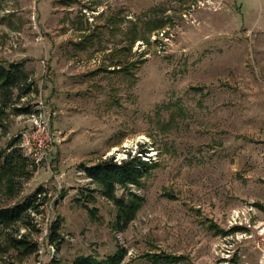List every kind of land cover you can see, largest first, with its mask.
<instances>
[{
    "label": "rangeland",
    "instance_id": "374dc122",
    "mask_svg": "<svg viewBox=\"0 0 264 264\" xmlns=\"http://www.w3.org/2000/svg\"><path fill=\"white\" fill-rule=\"evenodd\" d=\"M0 62H24L34 84L5 110L0 150L19 140L29 158L35 122L52 135L19 195L0 187V207L47 191L38 231H20L38 251L0 264H72L119 247L120 264L167 254L184 257L172 264H264L254 206L264 205V0H0ZM137 156L158 166L141 187L117 188L143 203L116 230L117 207L84 169Z\"/></svg>",
    "mask_w": 264,
    "mask_h": 264
},
{
    "label": "trees",
    "instance_id": "16d2710c",
    "mask_svg": "<svg viewBox=\"0 0 264 264\" xmlns=\"http://www.w3.org/2000/svg\"><path fill=\"white\" fill-rule=\"evenodd\" d=\"M92 37V35L89 36L87 41H92ZM130 69L131 66L123 67V70L122 68L120 70L129 72ZM28 80L24 62H0V120L9 106H14L22 97L32 93L34 84L29 83ZM15 91H17V94H15ZM12 109L16 114L28 115L32 113L30 107H13ZM20 145L19 140H14L8 145L7 149L0 150V187L3 188L7 198L11 199H15L19 195L22 183L28 181L35 171V168H31L32 164L29 158L22 154ZM144 151L141 150L140 155L146 153ZM157 166L158 163H149V161L141 159V156L131 157L120 164L110 158L93 166H85L84 172L87 178L101 189L97 191H101L102 195L117 207L116 230L123 231L126 229L135 219L143 203L142 198L132 192L128 200L124 197H118L116 195L117 188L127 189L128 185L141 187L142 179L148 176ZM95 192V190L92 191V193ZM46 194L47 191L43 187H39L23 201L0 207V260L10 252L29 256L38 251V244L32 242L28 235H21L20 231L22 228H26L29 232L38 231L33 214L40 215L42 213L41 208L47 203ZM91 195L90 200L86 201L87 203L94 201V196ZM254 206L264 213V205L254 203ZM86 207L89 209L88 206ZM52 227L48 238L50 243H55L56 240L60 239L58 236V223H53ZM212 227L221 235L226 236L230 233L219 230L215 225ZM236 231L238 229L231 233ZM125 256L126 251L119 247L104 259H97L91 255L80 256L72 264H120ZM148 257V260L154 264H172L184 260L182 256H172L170 254L162 257L148 255Z\"/></svg>",
    "mask_w": 264,
    "mask_h": 264
},
{
    "label": "built area",
    "instance_id": "2783aa9c",
    "mask_svg": "<svg viewBox=\"0 0 264 264\" xmlns=\"http://www.w3.org/2000/svg\"><path fill=\"white\" fill-rule=\"evenodd\" d=\"M37 126V134L32 136V143L27 142L24 144L28 148L29 158L37 165L42 160L46 159L49 152V145L52 143L51 130L46 121H41L40 124L35 122Z\"/></svg>",
    "mask_w": 264,
    "mask_h": 264
},
{
    "label": "crops",
    "instance_id": "0c3cea01",
    "mask_svg": "<svg viewBox=\"0 0 264 264\" xmlns=\"http://www.w3.org/2000/svg\"><path fill=\"white\" fill-rule=\"evenodd\" d=\"M264 184V183H263Z\"/></svg>",
    "mask_w": 264,
    "mask_h": 264
}]
</instances>
